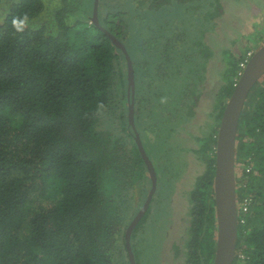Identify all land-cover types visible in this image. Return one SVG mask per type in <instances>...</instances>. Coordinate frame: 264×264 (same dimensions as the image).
I'll return each instance as SVG.
<instances>
[{
    "label": "trees",
    "instance_id": "trees-1",
    "mask_svg": "<svg viewBox=\"0 0 264 264\" xmlns=\"http://www.w3.org/2000/svg\"><path fill=\"white\" fill-rule=\"evenodd\" d=\"M175 1L154 3L166 14L145 29L111 0L98 2L100 26L92 20L95 0H0V264H130L133 187L153 183L137 134L156 172L155 197L162 185L177 192L175 200L190 187L186 263L213 264L219 126L241 62L264 45V20L226 44L232 22H222L221 0ZM103 29L132 62L133 125L128 60ZM217 41L231 48L215 52ZM213 78L222 82L213 110L195 125ZM183 139L190 161L177 152ZM237 140L234 264H264V77L248 96Z\"/></svg>",
    "mask_w": 264,
    "mask_h": 264
},
{
    "label": "rangeland",
    "instance_id": "rangeland-1",
    "mask_svg": "<svg viewBox=\"0 0 264 264\" xmlns=\"http://www.w3.org/2000/svg\"><path fill=\"white\" fill-rule=\"evenodd\" d=\"M114 5H121L119 8L125 13L130 12V18L127 17V21L134 23L138 26H147L146 21L155 17V14L162 18L166 14L165 11H156L154 7L161 0H146L149 4L150 9L145 7L142 0H111ZM171 2H176L175 0H169ZM188 0H178V3L185 2ZM192 2L195 0H191ZM221 0V4L224 7L225 16L222 22H232L230 28L226 29L228 37L225 36V43L234 45L239 43V39L245 34L250 32L253 24L256 22H261L264 20V0ZM156 3V4H154ZM154 4V5H153ZM167 4L164 5L163 9H168ZM180 5V4H179ZM178 5V7H179ZM197 6H202V4H196ZM118 8V9H119ZM177 8V7H176ZM176 10H179L177 8ZM153 12V13H152ZM227 19V20H226ZM139 21H143L142 24ZM145 22V25H143ZM222 22H219V26L222 27ZM227 27V23L223 26ZM144 28V27H143ZM245 28V29H244ZM236 33V34H235ZM220 35L222 34L220 30ZM216 48V49H215ZM227 48H231L228 45H221L218 41L214 43L215 52H225ZM260 47L255 49V52ZM218 69L222 70V63L218 64ZM222 82L216 78L210 81V89L207 90L202 97V102L197 111V117L194 122L195 125H203L208 119L209 114L213 110V104L215 102V95L217 94ZM176 145H178L177 152L179 153L180 160L190 161L187 156V147L189 146V140L183 139L180 142L177 140ZM148 148V146H147ZM149 150V148H148ZM182 153V154H181ZM187 155V156H186ZM153 161L155 157L151 158ZM202 168L199 171L203 170ZM192 170H195L192 168ZM146 176H149L148 174ZM164 200L159 204L158 199L155 197L153 204L151 205L150 211L141 227L135 235V243L138 247L136 248L138 262L139 264H187V247H185V252L183 250L185 242L187 243L188 237V223L191 219L189 211L187 210V190L190 187H186L185 191L182 189L177 200H174V207L176 212L173 215L172 206L170 205L171 195L177 194V192L169 185H162ZM142 194L141 186H138L136 190L137 200L140 201V195ZM178 210H181L179 212ZM165 231V232H164ZM170 232L171 237L165 239V233ZM190 236V234H189ZM178 247V248H177ZM178 251L179 256L184 252L183 257L177 259L176 253Z\"/></svg>",
    "mask_w": 264,
    "mask_h": 264
},
{
    "label": "water",
    "instance_id": "water-1",
    "mask_svg": "<svg viewBox=\"0 0 264 264\" xmlns=\"http://www.w3.org/2000/svg\"><path fill=\"white\" fill-rule=\"evenodd\" d=\"M94 2L93 22L100 26L98 19V3ZM104 30V29H103ZM113 43L126 54L128 60V98L130 105V122L133 125L134 100L136 82L131 59L125 46L113 35L104 30ZM264 77V45L260 47L250 59L247 67L239 78L235 89L229 98L219 126L216 145V172L214 179V200L217 220V245L213 264H234L238 246V200L236 181V148L241 116L248 96L255 85ZM139 151L145 161L152 178V189L148 200L138 215L132 220L126 234V246L130 264H137L132 251L131 241L134 228L142 219L150 206V202L157 190V176L146 149L137 134L135 137Z\"/></svg>",
    "mask_w": 264,
    "mask_h": 264
},
{
    "label": "flooded vegetation",
    "instance_id": "flooded-vegetation-1",
    "mask_svg": "<svg viewBox=\"0 0 264 264\" xmlns=\"http://www.w3.org/2000/svg\"><path fill=\"white\" fill-rule=\"evenodd\" d=\"M148 175H149V174H148ZM147 177H149V176H147ZM124 183H125V182H124ZM124 183H123V185H124V187L127 189L128 186H127L126 184H124ZM138 186H141V189H142V194H141L140 197H139V198H140V201H138V200H137V197H136V190H137ZM150 191H151V189H148L147 191H144V189H143V180L137 181V182L134 184V187H133V194H132V203H133L134 208H136V209L138 208V211L133 215L132 219L130 220V222H129V224H128L127 229L129 228V226H130L132 220L138 215V213H139V212L141 211V209L144 207L145 203H146L147 200H148V195H149ZM157 191H158V188H157V190H156V192H155V194H154V196H153V198H152V200H151V202H150V206H149L148 210L146 211V213L144 214V216L142 217L141 220H143V218L145 217V215L147 214V212L149 213L150 208H151V205L153 204L154 199H155V196L157 195ZM127 193H128L127 190H126L124 193L122 192V201L124 202V204L127 203V198H130V194L127 195ZM131 193H132V192H131ZM173 198H175L174 194L171 195V200H170V203H171L170 205L172 206L173 215H174V213L176 212V209H175V207H174V205H173V203H174ZM177 198H178V197H177ZM177 198H176V200H177ZM157 199H158V203H159V204L164 200V197H163V191H160V196H159ZM186 207H187V210H188L189 212H191L190 209H189V204H187ZM178 211L181 212V210H178ZM189 215H190V213H189ZM141 220L139 221V223L137 224V226L134 228L133 233H132V237H133L134 232L136 233V232L138 231L137 227L139 228L140 223H141ZM190 220H191V219H190ZM141 226H142V225H141ZM141 226H140V227H141ZM189 229H190V221H189V223H188V237H187V240H189ZM126 234H127V231H126ZM125 236H126V235H125ZM170 237H171L170 232H166V233H165V239H169ZM125 238H126V237H125ZM132 239H133V238H132ZM185 247H186V242H185V244H184V248H183L184 252L186 251V250H185ZM177 248H178V247H177ZM184 252L181 253L180 256H179V254H177V257H176V258H177V259H179L180 257L182 258ZM186 253H187V252H186Z\"/></svg>",
    "mask_w": 264,
    "mask_h": 264
},
{
    "label": "built area",
    "instance_id": "built-area-1",
    "mask_svg": "<svg viewBox=\"0 0 264 264\" xmlns=\"http://www.w3.org/2000/svg\"><path fill=\"white\" fill-rule=\"evenodd\" d=\"M254 53H255V51L248 52L245 56V59L241 62L240 67L242 69V73L245 70V68L247 67V65H248L250 59L253 57ZM242 73H240V77H241Z\"/></svg>",
    "mask_w": 264,
    "mask_h": 264
}]
</instances>
